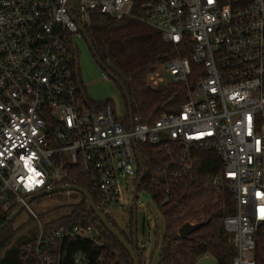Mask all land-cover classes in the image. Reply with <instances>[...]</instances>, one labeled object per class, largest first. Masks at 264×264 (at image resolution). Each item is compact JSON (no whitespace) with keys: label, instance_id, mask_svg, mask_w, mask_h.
Returning a JSON list of instances; mask_svg holds the SVG:
<instances>
[{"label":"built area","instance_id":"2783aa9c","mask_svg":"<svg viewBox=\"0 0 264 264\" xmlns=\"http://www.w3.org/2000/svg\"><path fill=\"white\" fill-rule=\"evenodd\" d=\"M94 15L160 33L174 55L146 85L168 87V77L181 85L178 111L146 123L85 100L70 69V37L84 39ZM143 145L178 148L173 170H161L166 188L157 205L183 176L226 190L234 204L223 220L232 264H264V0H0V217L75 175L100 211L128 203L131 212ZM198 151L213 152L221 171L197 172ZM29 214L37 235L23 264H61L66 239L105 247L91 224L46 231ZM72 264L87 263L77 253Z\"/></svg>","mask_w":264,"mask_h":264},{"label":"trees","instance_id":"16d2710c","mask_svg":"<svg viewBox=\"0 0 264 264\" xmlns=\"http://www.w3.org/2000/svg\"><path fill=\"white\" fill-rule=\"evenodd\" d=\"M86 35L100 62L105 66L110 64L118 72L117 76H113L122 84L130 104L129 109L126 98L117 85L124 100L126 119L131 114L139 116L146 123H152L164 112L178 111L185 102L186 91L181 85L160 89H152L146 85L148 76L174 55L162 41L159 32L135 21H117L94 15ZM70 69L78 84L80 74L74 57L71 59ZM106 104L109 103L93 105L100 109ZM177 150L178 148L173 145L138 146L140 160L145 170L140 189L148 191L150 189V193L152 189V198L156 205L163 199L166 188L161 170L165 168L173 170L171 162L176 161ZM196 156L200 161L197 172L209 176L221 171V164L213 152L198 151ZM153 182L157 185H153ZM62 184L86 189L84 180L78 175H75V181L69 179ZM168 187L169 201L158 205L164 221V234L158 242V264H196L204 256L213 258L217 264H232L235 253L223 228L224 218L234 213L230 195L225 192L224 197H217L213 201L210 197L213 195L212 192L208 198L204 197L207 190L192 184L186 176ZM74 193L79 199L74 201L71 212L45 223V230L49 231L52 227L62 224L69 227L80 222L88 223L98 230V240L104 243L105 247H97L93 242L82 239H66L61 246V264H72V259L77 253L84 255L87 264H132L126 251L99 224L85 198L77 192ZM58 195L66 200L65 192L51 194ZM91 197L96 203L94 196ZM13 212L1 216L0 225ZM101 212L125 240L132 244V213L129 212L131 216L126 233L117 227L104 210ZM17 218L0 232V264H23V250L37 235L36 223L31 217L26 223L15 226ZM187 223L201 224V227L186 239H180L177 232ZM113 250L117 251V256ZM138 255L140 263L144 264L139 251Z\"/></svg>","mask_w":264,"mask_h":264},{"label":"rangeland","instance_id":"374dc122","mask_svg":"<svg viewBox=\"0 0 264 264\" xmlns=\"http://www.w3.org/2000/svg\"><path fill=\"white\" fill-rule=\"evenodd\" d=\"M70 45L72 48V56L76 59V64L79 71L78 87L82 92L85 100L93 104L109 103L114 107L117 117L120 119L126 118V108L121 92L118 89L117 83L109 75L106 79L102 78V73L111 72V75H118V72L110 64H107V71H104L95 61L84 39L78 37H70ZM160 67L158 68V70ZM118 80V79H117ZM167 86L172 85L171 78L166 79ZM162 88V87H161ZM160 89V88H157ZM169 112V111H167ZM204 187L207 190L204 197H209L212 192L213 201L217 197H224L226 190L217 192L210 187ZM133 189L132 179L128 181L129 193ZM66 200H63L61 195L48 196L37 200H33L28 204V208L21 211L17 218L15 226L26 223L30 219L29 210L32 211L37 219L45 224L51 222L55 218L63 215H68L72 210V205L79 196L72 191L65 192ZM129 204L127 203L124 209L113 208L107 214L113 219L117 227L128 232V223L130 213L127 211ZM164 234V221L161 217L158 205L154 202L152 194L141 188L137 193L136 199V243L137 250L141 254V259L144 264H158L159 261V246L158 242ZM98 239V230L95 235ZM117 256V251L113 250Z\"/></svg>","mask_w":264,"mask_h":264},{"label":"water","instance_id":"95a60500","mask_svg":"<svg viewBox=\"0 0 264 264\" xmlns=\"http://www.w3.org/2000/svg\"><path fill=\"white\" fill-rule=\"evenodd\" d=\"M84 35V40L89 48V51L91 52L92 56L94 57L96 63L104 70L107 71V68L105 65H103L100 60L96 57L94 49L86 35V33L83 34ZM107 74L115 80V82L117 83V85L121 88L122 93L124 94L126 101L128 103V108L130 109V104L128 102V98L126 96L125 90L123 89L122 84L113 76L111 75V72L107 71ZM131 114H129V118L131 119ZM138 165L139 168L141 170V176L139 179V182H141L144 177H145V170L143 168V164L140 160H138ZM138 187L139 184H137L135 190H134V194H133V201H132V206H131V213H132V244H129L125 238L120 234V232L118 230H116L106 219V217L103 215V213L100 211V209L95 205V203L93 202L92 197L90 196V194L77 186H72V185H65V186H60L57 187L51 191L42 193V194H38L34 197H31L27 203L36 200L38 198H42L57 192H67V191H72V192H77L79 194H81L86 202L88 207L92 210V212L94 213V215L96 216V218L98 219L99 224L102 226V228H104L120 245L121 247L126 251V253L128 254L132 264H141L140 263V259H139V255H138V251H137V243H136V199H137V191H138ZM23 207L18 208L16 211H14L12 213V215L7 218L4 223H2L0 225V232L2 230H4L10 223H12L17 216L21 213ZM201 227V224H184L183 226H181L177 232L178 236L180 239H186L187 237H189V235H191L193 232H195L196 230H198ZM87 263V262H86ZM196 264H217V262L210 257L204 256L202 258H200Z\"/></svg>","mask_w":264,"mask_h":264}]
</instances>
